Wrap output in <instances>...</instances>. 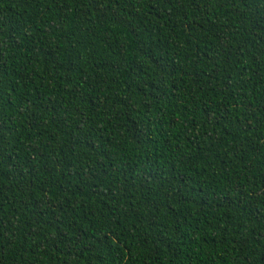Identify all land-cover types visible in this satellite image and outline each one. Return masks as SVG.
<instances>
[{
    "label": "trees",
    "instance_id": "16d2710c",
    "mask_svg": "<svg viewBox=\"0 0 264 264\" xmlns=\"http://www.w3.org/2000/svg\"><path fill=\"white\" fill-rule=\"evenodd\" d=\"M0 264H264V0H0Z\"/></svg>",
    "mask_w": 264,
    "mask_h": 264
}]
</instances>
